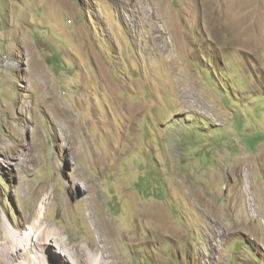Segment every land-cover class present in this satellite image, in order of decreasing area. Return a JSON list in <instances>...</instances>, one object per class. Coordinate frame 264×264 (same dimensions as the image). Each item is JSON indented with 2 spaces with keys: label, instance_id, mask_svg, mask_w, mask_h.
<instances>
[{
  "label": "rangeland",
  "instance_id": "374dc122",
  "mask_svg": "<svg viewBox=\"0 0 264 264\" xmlns=\"http://www.w3.org/2000/svg\"><path fill=\"white\" fill-rule=\"evenodd\" d=\"M40 226L62 264H264V0H0V264H58Z\"/></svg>",
  "mask_w": 264,
  "mask_h": 264
},
{
  "label": "bare ground",
  "instance_id": "6f19581e",
  "mask_svg": "<svg viewBox=\"0 0 264 264\" xmlns=\"http://www.w3.org/2000/svg\"><path fill=\"white\" fill-rule=\"evenodd\" d=\"M150 16H151L153 24H154V26H155V28H156V30L158 32V34L156 36V41L159 43L162 53H166L167 51L170 50V48H172L171 50H173L174 49V45L171 44L169 42V40H166L167 32H166V30L164 29V27L160 23L161 22L160 16L152 14V13L150 14ZM83 189L85 191L88 190V186H87V184L85 182H83ZM47 204H48V202H46V205ZM42 207H43V205H42ZM43 208L44 209H41V212L39 214L37 213V220L34 222V224L37 225V226H38V224H42L47 219L46 215H45L47 207H43ZM213 223H214V224H212L213 226H211L212 227V234L210 236V242L213 245H215V247H219V249L223 250L222 248L225 245V240H226V236H227V230H225L222 226H220V222L214 221ZM7 231L10 234L14 233V231L11 228H8ZM30 234H31V236H37L39 239H41L43 237V239H45V240L48 239L47 237H50V236L55 237L56 238V244H57V251H56L57 254L55 255V257L57 256V258H56L57 263L58 264H62L64 259L68 260V256H70L69 255L70 251L66 247V244L64 243L65 240L61 237L62 233H61V230L59 228H57V227H48V228H46L43 231V235H42L41 226H40V228H38L37 231H35L34 227H32V229L29 232V235ZM20 248H23V246L20 245ZM28 248H29V246L26 247V249H28ZM76 249H77V252H78V257H74L75 263L79 264V262L82 260V263L84 262L83 264H86V258H85V253H84L83 248H81L80 246L76 245ZM81 251H82V253H81ZM90 253H92V252H90ZM89 257H90V263L91 264H107L106 263V257L104 255H99V254L94 253V254H90ZM1 264H8V263H1Z\"/></svg>",
  "mask_w": 264,
  "mask_h": 264
}]
</instances>
